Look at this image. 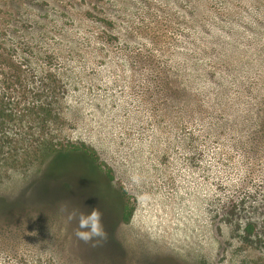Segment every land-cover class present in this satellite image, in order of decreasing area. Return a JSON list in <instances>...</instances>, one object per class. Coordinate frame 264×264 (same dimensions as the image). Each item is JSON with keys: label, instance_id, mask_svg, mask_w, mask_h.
Instances as JSON below:
<instances>
[{"label": "rangeland", "instance_id": "1", "mask_svg": "<svg viewBox=\"0 0 264 264\" xmlns=\"http://www.w3.org/2000/svg\"><path fill=\"white\" fill-rule=\"evenodd\" d=\"M258 2L0 0L2 95L43 104L38 95L54 89L55 113L38 133L101 156L100 169L83 156L1 165L0 264H264V154L165 85V67L189 66L185 49L200 40L198 64L240 63L222 61L225 28H252ZM250 34L237 37L251 61ZM91 207L107 233L95 244L67 219Z\"/></svg>", "mask_w": 264, "mask_h": 264}, {"label": "trees", "instance_id": "2", "mask_svg": "<svg viewBox=\"0 0 264 264\" xmlns=\"http://www.w3.org/2000/svg\"><path fill=\"white\" fill-rule=\"evenodd\" d=\"M256 7L261 15L252 23V28H242L234 23L226 25L225 28L227 40L222 47V61L230 62L232 57L238 55L241 58L240 63L198 64L193 60L194 57L199 54L206 57L208 53L207 42L200 40L198 44L196 42L191 43V46L188 44L185 49L189 51V56L193 54L192 61L187 63L189 66L165 67V76L173 79L171 82H169L170 79L167 80L165 85L167 89L173 90L171 92L177 98L182 100L186 97L196 103L194 112L197 111V105L205 108L204 118L207 125L213 127V124L217 123L227 129L236 128V131L246 136V144L256 148L251 152L259 157L258 153L260 156L264 154V46L259 44L260 41H262L261 44L264 43V3L258 2ZM201 25L202 23H199L198 27ZM243 31L247 34L250 31V35L256 40L257 46L254 47V56L251 61L245 58L248 51L245 50L246 47L238 42L237 36L244 34ZM213 57L218 63L219 56ZM164 64L169 63L164 61ZM3 73L1 72L2 76H6ZM6 78L12 79L8 74ZM249 79H252L251 84ZM1 85L0 82V90ZM38 97L47 101L45 103L41 101L43 104L39 101L31 103L25 101L21 106V104L17 105L15 97L12 98L9 94L4 96L0 91V167L9 161H15L18 162L16 169L21 171L33 165L44 166L50 160L53 162L70 156H83L93 167L100 169L101 156L91 145L85 142L62 143L49 133H38L42 130V126L45 127L50 122V118L55 113L53 100L56 98L54 89L43 92ZM33 128L35 131L32 130ZM30 143L35 145L33 155L25 154L27 147L32 148ZM10 169L15 168L11 166L4 168L5 173L10 172ZM111 171L112 168L104 171L110 180L115 177ZM121 196L125 200L123 220L127 222L132 215V208L127 204L125 190L121 191ZM249 207L253 208L256 205L251 203ZM234 208H237L236 204ZM247 229L253 233L254 224H249Z\"/></svg>", "mask_w": 264, "mask_h": 264}, {"label": "clouds", "instance_id": "3", "mask_svg": "<svg viewBox=\"0 0 264 264\" xmlns=\"http://www.w3.org/2000/svg\"><path fill=\"white\" fill-rule=\"evenodd\" d=\"M66 207V205L63 206V208ZM101 217L102 213L97 207H91L87 211L72 209L67 215L69 221L76 222L74 229L76 238L85 243L93 242V244L107 236Z\"/></svg>", "mask_w": 264, "mask_h": 264}]
</instances>
